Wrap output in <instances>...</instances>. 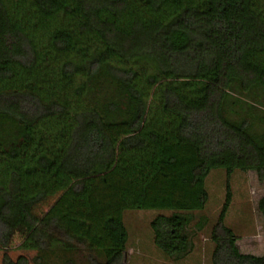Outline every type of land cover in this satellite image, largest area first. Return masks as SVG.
Listing matches in <instances>:
<instances>
[{
    "label": "trees",
    "instance_id": "trees-1",
    "mask_svg": "<svg viewBox=\"0 0 264 264\" xmlns=\"http://www.w3.org/2000/svg\"><path fill=\"white\" fill-rule=\"evenodd\" d=\"M139 59L164 80L158 123L115 64ZM220 169L212 264H264L227 225L234 173L264 182V0H0V249L20 236L33 264H126L125 213L159 211L153 244L179 261Z\"/></svg>",
    "mask_w": 264,
    "mask_h": 264
},
{
    "label": "rangeland",
    "instance_id": "rangeland-1",
    "mask_svg": "<svg viewBox=\"0 0 264 264\" xmlns=\"http://www.w3.org/2000/svg\"><path fill=\"white\" fill-rule=\"evenodd\" d=\"M30 25L36 26L31 21ZM38 40L41 46L46 45V37L43 34H39ZM115 64L133 69L138 73V85L146 94L148 93V123H158L162 120L160 91L164 80L161 81L160 71L154 62L139 59L126 64L118 62ZM151 76H155L158 82L149 89L148 79ZM81 82L79 78L77 86ZM226 179L227 175L223 169L213 171L207 178L209 202L204 210L188 213L191 219L188 232L191 237L192 252L179 261L167 258L153 244L150 223L157 215L167 214L166 212H126L124 220L130 232L126 264H212L214 243L210 239V232L225 201ZM232 187L234 198L227 216V225L240 237L237 244L242 253L261 256L264 254V216L259 211V201L264 196V182L259 181L255 171L248 173L236 171L232 177ZM56 199L57 197H53L48 204L39 208L38 213L47 212ZM20 242V236H17L9 248L0 249V264H10V260L6 258L16 262L20 256H26L30 264H33L32 259L35 253L19 250Z\"/></svg>",
    "mask_w": 264,
    "mask_h": 264
}]
</instances>
